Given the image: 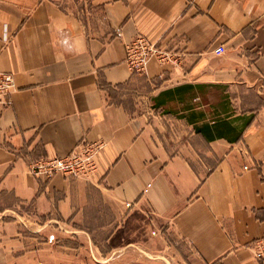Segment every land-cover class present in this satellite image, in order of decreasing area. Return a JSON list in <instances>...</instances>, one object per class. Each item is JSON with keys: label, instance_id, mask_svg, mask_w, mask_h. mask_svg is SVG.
I'll use <instances>...</instances> for the list:
<instances>
[{"label": "crops", "instance_id": "0c3cea01", "mask_svg": "<svg viewBox=\"0 0 264 264\" xmlns=\"http://www.w3.org/2000/svg\"><path fill=\"white\" fill-rule=\"evenodd\" d=\"M0 71V264H264V0H0Z\"/></svg>", "mask_w": 264, "mask_h": 264}, {"label": "built area", "instance_id": "2783aa9c", "mask_svg": "<svg viewBox=\"0 0 264 264\" xmlns=\"http://www.w3.org/2000/svg\"><path fill=\"white\" fill-rule=\"evenodd\" d=\"M217 54L225 52V47L220 45L215 49ZM129 63L134 72L143 73L150 57L155 56L159 61H177L173 55L152 40L139 35L128 46ZM17 89L13 73L0 71V102L12 104L11 95ZM96 145H90L82 149L83 152L73 151L68 155L43 157L32 165V173L47 178L53 177L58 172L66 175L79 176L85 174L93 167V154ZM256 256L264 262V238L254 243Z\"/></svg>", "mask_w": 264, "mask_h": 264}]
</instances>
